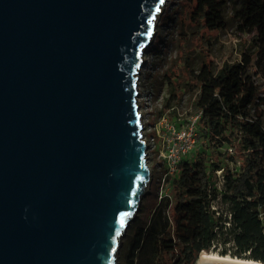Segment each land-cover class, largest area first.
I'll return each mask as SVG.
<instances>
[{
    "label": "water",
    "instance_id": "water-1",
    "mask_svg": "<svg viewBox=\"0 0 264 264\" xmlns=\"http://www.w3.org/2000/svg\"><path fill=\"white\" fill-rule=\"evenodd\" d=\"M163 3L0 0V264H118L151 178L137 77Z\"/></svg>",
    "mask_w": 264,
    "mask_h": 264
},
{
    "label": "trees",
    "instance_id": "trees-1",
    "mask_svg": "<svg viewBox=\"0 0 264 264\" xmlns=\"http://www.w3.org/2000/svg\"><path fill=\"white\" fill-rule=\"evenodd\" d=\"M187 1L197 38L226 28L227 6L240 32L264 30V0ZM250 62L251 57H244L242 63L218 69L204 60L193 74V114H200L197 131L205 149L195 150L192 161L181 163L169 197L158 201L147 223L138 226L137 217L120 264H195L223 237L236 255L247 254L249 260L264 264V124L257 87L246 72ZM229 148L238 171L226 165L234 160ZM220 171L226 217L212 206Z\"/></svg>",
    "mask_w": 264,
    "mask_h": 264
},
{
    "label": "rangeland",
    "instance_id": "rangeland-1",
    "mask_svg": "<svg viewBox=\"0 0 264 264\" xmlns=\"http://www.w3.org/2000/svg\"><path fill=\"white\" fill-rule=\"evenodd\" d=\"M189 12L187 0H165L154 20L152 37L143 50L142 65L137 77L139 93L137 103L143 125L142 135L148 144L147 165L151 178L141 202L142 212H138L121 240V247L117 253L118 264L125 251L127 233L134 227L137 217L139 216L137 225H145L160 197L170 195L171 188L161 189L159 183L162 166L157 157L158 142L152 146V138L155 139L153 127L162 117L181 126H185L189 119L194 117L193 102L197 91L193 87L192 76L198 72L204 60L220 69L224 65L242 63L244 57H251L246 72L257 87L258 97L261 99L259 109L263 113L264 124V30L257 29L251 35L240 32L237 22L232 18L231 6H227L224 10L226 28L219 32H202V36L197 38L189 20ZM204 149L205 143L199 136L196 150ZM224 149H220V152L223 153ZM194 156L192 152L183 161H192ZM232 157L234 160L227 161L226 165L231 171H238L239 163L234 153ZM218 175V197L212 206L220 215L226 217L228 206L222 202L224 192L222 174ZM225 240V237L219 239L208 254L251 261L247 254L236 255L233 245Z\"/></svg>",
    "mask_w": 264,
    "mask_h": 264
},
{
    "label": "built area",
    "instance_id": "built-area-1",
    "mask_svg": "<svg viewBox=\"0 0 264 264\" xmlns=\"http://www.w3.org/2000/svg\"><path fill=\"white\" fill-rule=\"evenodd\" d=\"M199 117L200 114L194 115L185 126L175 125L162 117L153 127L155 139L152 138L153 145H151L154 146L156 142L159 145L157 157L162 166V176L159 180L161 189L166 187L169 190L171 180L179 172V166L185 157L196 150V141L199 137L197 131ZM227 152L232 154L233 150L229 148ZM219 173L221 171L217 172V175ZM166 197L169 195L165 194L160 197V200Z\"/></svg>",
    "mask_w": 264,
    "mask_h": 264
},
{
    "label": "bare ground",
    "instance_id": "bare-ground-1",
    "mask_svg": "<svg viewBox=\"0 0 264 264\" xmlns=\"http://www.w3.org/2000/svg\"><path fill=\"white\" fill-rule=\"evenodd\" d=\"M199 259L201 261H211V262H226V263H232V264H260L254 261H242V260H234L229 259L225 257H217L212 254H208L206 252H202L199 256Z\"/></svg>",
    "mask_w": 264,
    "mask_h": 264
},
{
    "label": "snow or ice",
    "instance_id": "snow-or-ice-1",
    "mask_svg": "<svg viewBox=\"0 0 264 264\" xmlns=\"http://www.w3.org/2000/svg\"><path fill=\"white\" fill-rule=\"evenodd\" d=\"M161 3H163V0H160ZM122 226H123V223H122Z\"/></svg>",
    "mask_w": 264,
    "mask_h": 264
}]
</instances>
